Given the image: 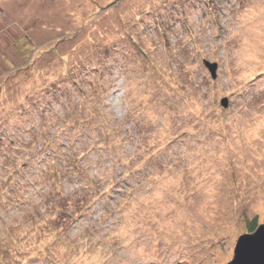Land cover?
<instances>
[{
  "label": "rangeland",
  "instance_id": "1",
  "mask_svg": "<svg viewBox=\"0 0 264 264\" xmlns=\"http://www.w3.org/2000/svg\"><path fill=\"white\" fill-rule=\"evenodd\" d=\"M254 222L264 0H1L0 264H228Z\"/></svg>",
  "mask_w": 264,
  "mask_h": 264
},
{
  "label": "water",
  "instance_id": "2",
  "mask_svg": "<svg viewBox=\"0 0 264 264\" xmlns=\"http://www.w3.org/2000/svg\"><path fill=\"white\" fill-rule=\"evenodd\" d=\"M206 66L216 78L217 65L206 62ZM223 107L228 106L227 99L222 102ZM228 264H264V224L253 233L241 236L237 242L234 257Z\"/></svg>",
  "mask_w": 264,
  "mask_h": 264
},
{
  "label": "trees",
  "instance_id": "3",
  "mask_svg": "<svg viewBox=\"0 0 264 264\" xmlns=\"http://www.w3.org/2000/svg\"><path fill=\"white\" fill-rule=\"evenodd\" d=\"M121 173V172H120ZM115 177H118V176H115ZM121 178V177H120ZM120 178H118L119 179V181H120ZM106 182V184H105V186H106V190L104 189V190H102L103 191V194H106L107 193V189L108 188H112V189H114V185H116L117 183L116 182H114L113 180L112 181H105ZM116 183V184H115ZM102 191H100V192H102ZM114 191V190H113ZM96 199L99 197V194H97L96 196ZM87 202H89V201H87ZM122 205V204H121ZM119 206V205H118ZM255 219H257V218H255ZM257 229V223L256 222H254V223H251V225H250V233H252V232H254L255 230Z\"/></svg>",
  "mask_w": 264,
  "mask_h": 264
},
{
  "label": "crops",
  "instance_id": "4",
  "mask_svg": "<svg viewBox=\"0 0 264 264\" xmlns=\"http://www.w3.org/2000/svg\"><path fill=\"white\" fill-rule=\"evenodd\" d=\"M0 5H1V0H0Z\"/></svg>",
  "mask_w": 264,
  "mask_h": 264
}]
</instances>
